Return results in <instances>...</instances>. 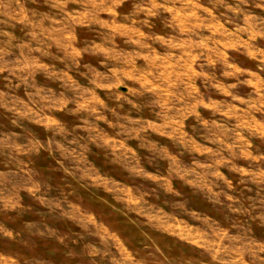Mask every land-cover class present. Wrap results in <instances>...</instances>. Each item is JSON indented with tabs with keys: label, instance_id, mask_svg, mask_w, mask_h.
Listing matches in <instances>:
<instances>
[{
	"label": "rangeland",
	"instance_id": "obj_1",
	"mask_svg": "<svg viewBox=\"0 0 264 264\" xmlns=\"http://www.w3.org/2000/svg\"><path fill=\"white\" fill-rule=\"evenodd\" d=\"M0 264H264V0H0Z\"/></svg>",
	"mask_w": 264,
	"mask_h": 264
}]
</instances>
